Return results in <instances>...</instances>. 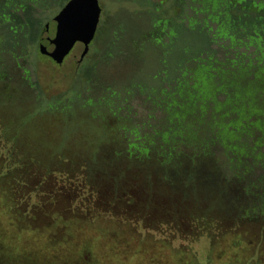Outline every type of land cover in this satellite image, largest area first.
<instances>
[{
	"label": "rangeland",
	"instance_id": "obj_1",
	"mask_svg": "<svg viewBox=\"0 0 264 264\" xmlns=\"http://www.w3.org/2000/svg\"><path fill=\"white\" fill-rule=\"evenodd\" d=\"M0 11V264H264L256 164L235 166L212 144L214 159L187 146L180 159L144 158L161 113L141 94L93 119L114 77H137L134 47H90L98 59L84 66L77 45L59 66L30 45L31 16ZM135 22L145 32L146 17Z\"/></svg>",
	"mask_w": 264,
	"mask_h": 264
},
{
	"label": "trees",
	"instance_id": "obj_2",
	"mask_svg": "<svg viewBox=\"0 0 264 264\" xmlns=\"http://www.w3.org/2000/svg\"><path fill=\"white\" fill-rule=\"evenodd\" d=\"M69 1L0 0V9L10 17L14 13L31 16L36 27L28 33L29 43L36 45ZM111 1V11L101 7L91 48L99 53L108 44L117 48L128 42L142 67L130 80L112 79L114 85L105 92L113 100L94 104L93 119L117 114L127 107L125 96L141 94L153 112L161 113L154 134L140 145L144 158L180 159L178 149L187 146L198 157L208 150L214 159L212 144L235 166L241 161L256 164L263 176L264 0H163V6L160 0ZM124 2L137 9L124 12L122 18ZM142 15L147 20L143 33L135 22ZM4 23L0 11V25ZM127 23L136 24L142 38L137 39ZM98 53L87 56L84 66L95 63ZM81 82L85 84L83 78L79 86ZM73 106L71 102L68 108ZM126 126L123 129L128 131Z\"/></svg>",
	"mask_w": 264,
	"mask_h": 264
},
{
	"label": "water",
	"instance_id": "obj_3",
	"mask_svg": "<svg viewBox=\"0 0 264 264\" xmlns=\"http://www.w3.org/2000/svg\"><path fill=\"white\" fill-rule=\"evenodd\" d=\"M99 0H70L48 25L40 54L61 66L77 45L83 46L79 64L90 52L101 22Z\"/></svg>",
	"mask_w": 264,
	"mask_h": 264
},
{
	"label": "flooded vegetation",
	"instance_id": "obj_4",
	"mask_svg": "<svg viewBox=\"0 0 264 264\" xmlns=\"http://www.w3.org/2000/svg\"><path fill=\"white\" fill-rule=\"evenodd\" d=\"M89 55V54H88ZM86 59V58H85Z\"/></svg>",
	"mask_w": 264,
	"mask_h": 264
}]
</instances>
